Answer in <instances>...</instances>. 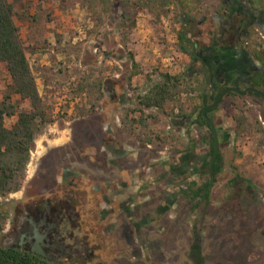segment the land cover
Masks as SVG:
<instances>
[{
  "label": "rangeland",
  "instance_id": "374dc122",
  "mask_svg": "<svg viewBox=\"0 0 264 264\" xmlns=\"http://www.w3.org/2000/svg\"><path fill=\"white\" fill-rule=\"evenodd\" d=\"M8 1L14 6L29 64L54 123L35 141L21 190L1 199L9 216L0 234V247L18 246L22 230L28 229L23 206L26 192L38 198V189L52 186L55 177L61 180L65 170L83 169L101 186L107 175L118 174L114 167L105 166L104 153L93 152L89 144L111 139L116 150L128 153L125 163L132 157L142 162L144 167L137 166L130 176H138L141 168L145 172L148 161L154 166L171 160L170 164L177 166L179 155L189 148L209 160L210 131L192 125L205 105L206 83L199 74L201 65L191 66V57L182 53L178 35L186 33L197 43L199 32L208 26L198 23L206 20L213 29V18L227 16L228 0ZM251 31L245 47L264 60V32L257 28ZM163 74L185 75L183 92L163 111L140 106L139 97L161 82ZM10 84L6 65L0 63V101L10 93ZM20 103L29 110V102ZM212 116L229 139L223 138L221 170L209 205L199 207L200 203L194 205L192 200L190 218L204 239V264H264V103L251 96L240 99L234 95L224 99ZM16 121L17 117H6V128L11 129ZM77 141L80 149L74 148ZM88 155L98 160L88 161ZM99 159L103 161L100 165ZM115 160L118 165L123 163ZM89 165L95 166V175ZM157 171L160 175L161 168ZM208 178L203 173L191 181L198 186ZM72 193L76 196L72 204L80 212L76 217L85 216L87 227L95 224L101 228L90 238L93 243L87 241L86 245L90 248L98 243L100 247L88 260L75 261L61 257L56 248L48 250L54 262L145 263L135 231L127 221L114 217L115 229L104 235V227L110 222L96 225L100 213L88 202L92 195L81 189ZM88 211H94V218L88 219ZM176 211L170 222L168 218L157 220L149 229L151 233L141 232L150 234L146 245L150 264H197L188 254L193 231L186 224L184 229L175 225ZM33 229L37 245L32 251L42 255V231ZM225 239L226 244L221 245ZM73 245H68L69 251Z\"/></svg>",
  "mask_w": 264,
  "mask_h": 264
},
{
  "label": "flooded vegetation",
  "instance_id": "af4514ba",
  "mask_svg": "<svg viewBox=\"0 0 264 264\" xmlns=\"http://www.w3.org/2000/svg\"><path fill=\"white\" fill-rule=\"evenodd\" d=\"M226 4L227 16H221L219 19L213 18L211 20L213 29L210 28V22L206 20L198 23V26L208 25L207 30L199 32L197 43L195 42L193 47L195 58L191 59V66L201 65L199 74L203 75L206 83L203 102L207 108V106L214 103L219 93L232 88L235 91L225 93L220 104L224 99L234 95L240 99L251 96L255 100L264 103V60H262L261 54H251L244 43L251 37L253 28L264 32L262 0H228ZM251 90H257L259 94ZM217 107L213 109V112ZM209 112L207 117L213 120L218 138L220 136L219 153H222L223 138L229 139V135L218 129V125H216L212 116L213 112ZM195 126L199 130L208 129L210 134L212 133L211 128L209 129L210 126ZM75 145L77 147L74 148L80 149L82 147L78 141ZM88 149L93 152L104 153L105 166L114 167L118 170V174L107 175L102 180L103 184L101 186L96 185V182L91 178V174L83 169L77 168L71 173L65 170L61 180L55 177L52 186L38 189V198L26 192L23 206L24 213L27 216L28 229L22 230L23 236L19 245L11 247L33 253L32 248L37 245V235L34 238L33 228H37L38 231H42L39 233H42L44 237L43 243H38L42 248V255H37L58 264L48 255V250L53 252L56 248L55 251L60 252L61 257H72L74 261L88 260L95 255L96 247H100L98 243L91 245L90 248L86 245L90 242L93 243L90 238L95 235V231L101 232L98 224L110 222L104 227L103 233L107 235L112 229H115V223L113 222L116 219L114 217H117L119 219L123 218L132 226L135 231L136 242L140 245L144 254V264H150L152 258L146 250L147 239H150L149 233H151L149 229L157 220L160 222L168 218L167 221L170 222L172 212L177 209L175 214L178 217L175 220V225L182 229L188 227L190 231H193L194 242L188 252L190 258L194 259L197 264L205 263L203 258L204 239L199 233H196L197 227L195 223L191 222L190 215L193 207L192 192L202 185L198 184L197 186V183H193L191 180L193 177L203 175L202 168L206 163V156L194 153L193 149L189 148V150L179 155L177 166L170 164L171 160L160 162L154 166L147 162L145 172L144 168H141L138 176L135 174L130 176L132 178L130 182L135 187L129 188L125 178L130 175L132 170L137 171V166L144 167L142 162L139 163L132 157V160L125 163L124 160L129 155L123 149L116 150L111 139L103 140L98 145L96 143L89 144ZM88 156V161L98 160L96 156ZM113 159H121L123 163L118 165ZM101 161L99 159V165ZM134 164H136V168H133ZM78 165L80 164L78 163ZM93 168L95 166L89 165L90 170H93ZM157 168H161L160 175ZM94 172L95 170H93V175H95ZM156 174L158 177H156ZM212 176L210 175V177ZM34 178H36V174ZM84 180L87 182L82 184L81 181ZM135 180L136 183H133L132 181ZM163 182L165 183L163 184ZM30 186L31 182H29L28 188ZM79 189L87 190L88 194L92 195L91 200H88V202L91 203L92 208L97 213H100L98 222H96L98 226L93 224L94 226L89 225L87 227L88 223L87 225L84 224L87 222L85 216L79 215V217H76L75 213L79 212V209L72 204L73 201L74 203L76 201V196L72 192ZM194 202V205L199 203L198 200ZM201 206L206 207L204 203H200L199 207ZM99 208L100 211H98ZM92 214L94 215V211H88V219L94 218ZM185 224L186 227H184ZM31 226H33L32 231H30ZM84 228L86 231L81 234ZM144 230L146 233L149 231L145 236L141 234ZM23 240H25L24 243ZM87 241L89 243H86ZM153 241L155 240L153 239ZM225 241L227 240L225 239L221 245L226 244ZM70 243L74 245L69 251L68 245Z\"/></svg>",
  "mask_w": 264,
  "mask_h": 264
},
{
  "label": "trees",
  "instance_id": "16d2710c",
  "mask_svg": "<svg viewBox=\"0 0 264 264\" xmlns=\"http://www.w3.org/2000/svg\"><path fill=\"white\" fill-rule=\"evenodd\" d=\"M182 53L195 58L191 47L195 43L186 33H179ZM0 63L6 65L11 78L9 94L0 101V234L3 232L9 213L2 204L1 199L21 190L26 179L29 165L37 137L42 135L46 128L54 123L52 112L44 105L39 93L35 76L29 64L23 41L20 37L19 27L15 23L14 6L8 0H0ZM203 76V75H202ZM161 82L153 85L143 96L139 97L140 106L146 109L163 111L165 105L173 101L180 94L182 76L161 75ZM183 92V91H182ZM18 97L19 101L14 100ZM22 101L29 102V110L21 107ZM198 113L197 119L192 123L199 127H209L203 111ZM213 112L210 111L209 113ZM17 117L11 129L6 128L5 118ZM188 118V116L186 117ZM190 118V117H189ZM125 125L126 121L123 119ZM129 132L131 127L127 128ZM210 129V127H209ZM211 154L203 165L202 173L208 175V180L196 191L192 192V200H198L206 206L210 203L212 188L216 183V176L221 170L222 153L218 154L210 177V163L213 156L214 139L210 134ZM219 141H221L219 136ZM0 264H55L41 256L16 247H0Z\"/></svg>",
  "mask_w": 264,
  "mask_h": 264
},
{
  "label": "water",
  "instance_id": "95a60500",
  "mask_svg": "<svg viewBox=\"0 0 264 264\" xmlns=\"http://www.w3.org/2000/svg\"><path fill=\"white\" fill-rule=\"evenodd\" d=\"M231 91H235V89L231 88V89H228V90H225V91L219 93L217 95L214 103L209 105V106H207V108L203 112V116L206 118V120H207V122H208V124H209V126L211 128L213 139H214L213 156H212V160H211V163H210V175L211 176L213 175L214 166H215L218 154H219L220 143H219L218 133L216 131L215 125L213 123V120L207 117V113L209 111L215 109L220 104V102H221V100L223 98V95L225 93H228V92H231ZM251 91L259 94V92L257 90H251Z\"/></svg>",
  "mask_w": 264,
  "mask_h": 264
},
{
  "label": "crops",
  "instance_id": "0c3cea01",
  "mask_svg": "<svg viewBox=\"0 0 264 264\" xmlns=\"http://www.w3.org/2000/svg\"><path fill=\"white\" fill-rule=\"evenodd\" d=\"M126 153H127V152H126ZM127 154H128V153H127ZM148 162H149V161H148ZM125 179H126V181L128 182V183H127V186H128L129 188H130V187H135L134 184L132 185L131 182H130L131 179H132V178L130 177V175H127ZM132 182H133V183H136V180H135V181H132Z\"/></svg>",
  "mask_w": 264,
  "mask_h": 264
}]
</instances>
